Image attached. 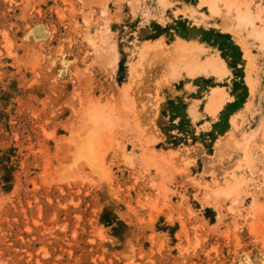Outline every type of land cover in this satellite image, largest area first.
Here are the masks:
<instances>
[{
    "label": "rangeland",
    "instance_id": "374dc122",
    "mask_svg": "<svg viewBox=\"0 0 264 264\" xmlns=\"http://www.w3.org/2000/svg\"><path fill=\"white\" fill-rule=\"evenodd\" d=\"M221 1L0 0V264H264V40L221 18L264 31V0ZM178 37L230 77L154 95L142 46ZM216 85L232 101L200 117Z\"/></svg>",
    "mask_w": 264,
    "mask_h": 264
},
{
    "label": "bare ground",
    "instance_id": "6f19581e",
    "mask_svg": "<svg viewBox=\"0 0 264 264\" xmlns=\"http://www.w3.org/2000/svg\"><path fill=\"white\" fill-rule=\"evenodd\" d=\"M202 1L205 2L207 5L218 6V7H221L218 3L222 2L221 0H202ZM159 2L164 7L169 5L168 4L169 0H159ZM170 2H172V1H170ZM241 5H243V4L240 3L239 6L236 7V9L232 12L231 17H228L227 13L221 11V18L223 19V23H229L231 20L230 18H233V19H235L234 20L235 22H238L239 24H242L243 26L253 27L252 33L255 34L257 37L260 36V38H262V40H264V31L258 30L257 28H255L256 24H255V21L253 20L252 15H251L252 14L251 12L252 11L254 12V9H251V12H250V11H248V7L246 5H243L242 7H241ZM184 11H186V10H184ZM186 13L188 14V12H186ZM188 16L191 18H195V19L197 18L196 15L194 13H191V12L188 14ZM226 30H229V29H226ZM233 36L236 40H238V42L242 43V45L245 49V55L247 56L249 63L253 65L254 59H253L252 54L249 52L250 51V45L248 44V42L246 40V36L243 35L241 28L234 29L233 30ZM149 42H148V45L145 42L146 46H142V50L140 52V65H139V67L142 68L143 71H145L148 74L150 71H152V65L154 63L160 64V67H161L160 70L161 71L158 73H159V75L161 73L162 80L156 81L155 83H153V86L155 85L154 87L157 88L156 90H159L160 85L162 83H165L167 81L171 82V81L177 80L179 78H186L187 77V78H190L191 80H194V78H196L198 76L210 77V76L214 75L217 77V79L222 80L226 76V74H228L230 72V70L227 67V62L225 61V58H223L222 55H220V52L218 51V49H213V52H212L211 48H213V47L207 46L204 42H201L197 39H183V38L178 37L170 45H166L165 43H162L158 46H150L149 44L151 42L150 43ZM140 68H138V69L140 70ZM155 68H157V66ZM138 77H139V75H138ZM145 78H147V77H145ZM246 79H248V81L250 80L248 75H247ZM153 86H151V87H153ZM141 87L142 86L139 85V87H138L139 89L135 90L136 92H135L134 99H133L134 104H135L134 106H136L137 108L139 107L138 104H140V103H138L140 100V97H138L137 95L139 94L138 92L141 89ZM156 90L153 93L154 95H157ZM132 92H133V90H132ZM154 97H156V96H154ZM226 97H227V92L225 91V88H217V89L212 90V94H211L210 99H209L208 111L211 113V115H213L214 118H216L218 116L217 110L223 106V103H224V100ZM156 102H157V100L156 101L153 100V103L151 105L152 106L154 105V107H155ZM192 115H193V118L195 120L197 116L193 112H192ZM92 116L94 117L93 119H94L95 123L97 125L98 124L100 125V126L96 125L97 128L104 126V124H106V123L109 124V122L111 120L108 116H105L104 114L96 113V114H93ZM102 122H104V124L101 126L100 123H102ZM148 139H146L145 141H147ZM148 141H147V143H148ZM88 142H90V137H89ZM88 144L90 145V143H88ZM244 152L245 151L243 150V153ZM84 154H86V152ZM247 154L248 153L246 151L245 155H247Z\"/></svg>",
    "mask_w": 264,
    "mask_h": 264
},
{
    "label": "crops",
    "instance_id": "0c3cea01",
    "mask_svg": "<svg viewBox=\"0 0 264 264\" xmlns=\"http://www.w3.org/2000/svg\"><path fill=\"white\" fill-rule=\"evenodd\" d=\"M181 15H183L182 13H181ZM159 38H157V40H158ZM207 46H210V45H208V44H206ZM211 52V51H210ZM212 52H213V50H212ZM211 52V53H212ZM226 61V60H225ZM227 67H228V69L230 70L231 68H230V66L228 65V63H227ZM247 72H250L249 70H246V74H245V79H246V77H247ZM231 70H230V72L228 73V74H226V76L224 77L225 79H228L229 77H230V75H231ZM161 76V77H160ZM159 77V78H158ZM199 77H201V76H198V77H196V78H194V80L195 79H197V78H199ZM210 77H215L216 79H217V77L216 76H214V75H212V76H210ZM156 78V79H155ZM154 78V80H153V83H155L156 81H160V80H162V75H161V73H160V75H159V73H158V75L156 76ZM223 78V79H224ZM158 79V80H157ZM184 78H179V79H177V80H173V81H171V82H165L166 84H164V86L165 85H167V83L168 84H172V85H175L176 83H179L180 81H182ZM186 79H189V80H191L190 78H187L186 77ZM222 79V80H223ZM217 80H220V79H217ZM192 81V80H191ZM246 84L248 85V87H249V91L251 90L250 89V86H249V84L247 83V81H246ZM187 85H189V82H186V83H184V87H183V90H187L188 89V86ZM155 86V85H154ZM152 87L153 88V92H155V90L157 89L156 87ZM155 88V89H154ZM217 88H225V91L227 92V97L225 98V100H224V103H223V106L220 108V109H218L217 110V114H219V113H221L224 109H225V106H227L228 105V103L229 102H231L232 100H231V98H232V95L230 94V93H228L229 91H228V88L226 87V86H221V85H216V86H212L211 87V90L209 91V93L207 94V99H206V102H204V104H203V107H202V109L200 108V107H198L199 108V112H200V117H204L205 115H208V116H212L213 117V115H211V113L208 111V108H209V99H210V96H211V94H212V90L213 89H217ZM157 91V90H156ZM194 100H201L200 98H193V100L192 101H190L188 104H189V106H188V110H189V107L192 105V103H193V101ZM200 104H201V102H200ZM200 104H199V106H200ZM206 111V112H205ZM190 112H191V114H192V112L197 116V119H198V117H199V115H198V112H197V109L196 108H191V110H190ZM193 116V115H192Z\"/></svg>",
    "mask_w": 264,
    "mask_h": 264
}]
</instances>
